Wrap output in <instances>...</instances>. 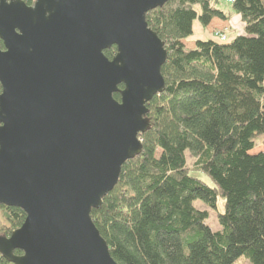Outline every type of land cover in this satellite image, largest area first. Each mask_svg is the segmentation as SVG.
I'll list each match as a JSON object with an SVG mask.
<instances>
[{
  "label": "water",
  "instance_id": "95a60500",
  "mask_svg": "<svg viewBox=\"0 0 264 264\" xmlns=\"http://www.w3.org/2000/svg\"><path fill=\"white\" fill-rule=\"evenodd\" d=\"M167 1L0 0V205L25 213L0 237L13 264H117L90 212L140 153L163 91L145 14Z\"/></svg>",
  "mask_w": 264,
  "mask_h": 264
},
{
  "label": "trees",
  "instance_id": "16d2710c",
  "mask_svg": "<svg viewBox=\"0 0 264 264\" xmlns=\"http://www.w3.org/2000/svg\"><path fill=\"white\" fill-rule=\"evenodd\" d=\"M217 3L169 0L145 14L166 50L164 88L146 103L140 153L122 165L116 185L90 212L117 264H237L242 257L264 264V151L250 153L257 138L264 144V0L232 1L242 34L188 47L183 40L194 20L205 27L228 17ZM116 51L103 53L111 59ZM218 198L223 211L213 231L208 211L193 202L216 209ZM0 213V237L25 219L17 207L0 205ZM0 264L13 263L0 254Z\"/></svg>",
  "mask_w": 264,
  "mask_h": 264
},
{
  "label": "rangeland",
  "instance_id": "374dc122",
  "mask_svg": "<svg viewBox=\"0 0 264 264\" xmlns=\"http://www.w3.org/2000/svg\"><path fill=\"white\" fill-rule=\"evenodd\" d=\"M216 7L223 10L227 13L228 17L225 20L214 18L209 25L202 26L198 20H194L192 24V34L185 38L183 41L186 43L188 47H194V43L196 40H207V39H215L219 40L215 33L218 31H222L226 34L227 40L232 39L234 36L243 33L244 26L240 20L238 14L234 12L232 9L231 3H228L226 0H218ZM259 151H264V144L261 143L260 138L256 139V146L251 150L250 153H256ZM186 161L187 167L192 169L194 168V159L190 156L189 152L186 151ZM191 175H194L207 184L211 185L210 179L201 171H192ZM223 199L218 198L216 209L208 208L203 202L196 200L193 202V206L200 210L208 211V218L206 219V224L213 230H219V225L216 219L217 212L223 211ZM2 224V216L0 213V225ZM237 264H249L247 260H244V257L240 258Z\"/></svg>",
  "mask_w": 264,
  "mask_h": 264
},
{
  "label": "built area",
  "instance_id": "2783aa9c",
  "mask_svg": "<svg viewBox=\"0 0 264 264\" xmlns=\"http://www.w3.org/2000/svg\"><path fill=\"white\" fill-rule=\"evenodd\" d=\"M226 1H227L228 3H232L233 0H226ZM215 36H216L219 40H221V41H224V40L227 39L226 34H225L224 32H222V31H218V32H216V33H215Z\"/></svg>",
  "mask_w": 264,
  "mask_h": 264
}]
</instances>
